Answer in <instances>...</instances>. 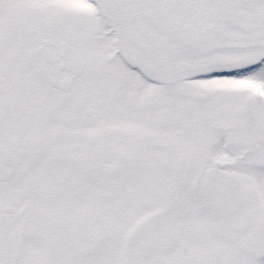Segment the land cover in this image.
Masks as SVG:
<instances>
[{
    "label": "snow or ice",
    "instance_id": "6c2138e0",
    "mask_svg": "<svg viewBox=\"0 0 264 264\" xmlns=\"http://www.w3.org/2000/svg\"><path fill=\"white\" fill-rule=\"evenodd\" d=\"M0 264H264V0H0Z\"/></svg>",
    "mask_w": 264,
    "mask_h": 264
}]
</instances>
